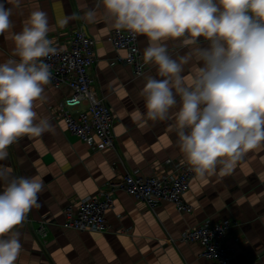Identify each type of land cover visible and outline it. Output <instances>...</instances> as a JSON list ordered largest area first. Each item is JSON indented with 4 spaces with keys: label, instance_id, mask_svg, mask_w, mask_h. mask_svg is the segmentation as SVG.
I'll return each mask as SVG.
<instances>
[{
    "label": "clouds",
    "instance_id": "clouds-1",
    "mask_svg": "<svg viewBox=\"0 0 264 264\" xmlns=\"http://www.w3.org/2000/svg\"><path fill=\"white\" fill-rule=\"evenodd\" d=\"M27 0H0V36L12 56L0 59V161L25 136L53 131L36 109L51 83L46 60L58 54L49 33L75 15L50 25ZM88 24L144 37V112L140 121L173 122L184 162L201 179L230 173L249 152L264 150V0H94L82 9ZM44 191L39 176H13L0 164V264H19L18 228Z\"/></svg>",
    "mask_w": 264,
    "mask_h": 264
},
{
    "label": "crops",
    "instance_id": "crops-1",
    "mask_svg": "<svg viewBox=\"0 0 264 264\" xmlns=\"http://www.w3.org/2000/svg\"><path fill=\"white\" fill-rule=\"evenodd\" d=\"M94 0H27L24 16L13 15L14 31L33 7L47 13L49 23L75 15L64 28L55 27L49 38L64 42L66 34L78 25L95 42V63L90 70L93 86L106 98L116 117L115 148L91 152L61 120L56 118L58 104L71 96L69 87L45 89V99L36 109L47 118L53 131L39 137L25 136L11 145L9 156L0 164L12 169L13 176L43 179L39 194L40 207L33 208L18 228L22 254L19 264H215L204 259L202 248L179 242L181 234L204 220L239 222L227 245L234 249L230 264H264V150L249 152L228 174L201 179L194 175L186 204L193 212L177 213L164 202L154 212L124 192H117L113 208L106 213L110 233L99 234L63 229L65 210L79 200L94 196L110 181L119 182L126 174L142 176L162 172L166 162L185 163L179 151L173 122L140 121L144 112L141 91L144 75H155L148 66L146 73L135 78L128 66L115 63L125 52L115 50L107 41L113 30L103 23L88 24L82 9ZM146 46L138 37L141 53ZM12 42L0 36V59L12 56ZM43 229L46 243L38 231ZM115 230H119L116 232ZM236 236L240 239L237 243Z\"/></svg>",
    "mask_w": 264,
    "mask_h": 264
},
{
    "label": "built area",
    "instance_id": "built-area-1",
    "mask_svg": "<svg viewBox=\"0 0 264 264\" xmlns=\"http://www.w3.org/2000/svg\"><path fill=\"white\" fill-rule=\"evenodd\" d=\"M107 41L115 50L125 52V56L116 58L115 63L131 68L135 78H140L143 76L141 74L146 73L148 66L143 63L138 37L113 29ZM55 46L58 48V54L46 60L51 66L50 85L53 88L67 86L72 92L70 97L58 104L56 118L91 152L114 149L116 117L106 98L93 86L94 80L89 73L96 59L94 40L78 25L66 34L64 42L57 41ZM161 171L150 176L133 172L126 174L119 182L106 183L96 195L68 206L65 210L63 229L110 233L112 230L106 221V213L113 208L116 193L120 191L145 205L151 212H154L159 204L168 202L175 207L177 213L191 214L193 209L184 201V195L188 192L195 173L186 163L178 161L166 162ZM239 227V222L235 220H204L185 230L178 241L200 246L201 256L215 264H230L234 249L227 245V241L230 233L233 230L238 231ZM38 234L42 243H46L45 231L40 229ZM235 241H240L238 236Z\"/></svg>",
    "mask_w": 264,
    "mask_h": 264
}]
</instances>
